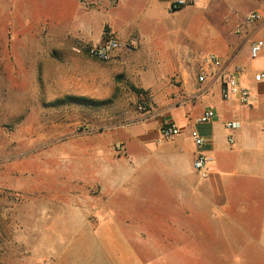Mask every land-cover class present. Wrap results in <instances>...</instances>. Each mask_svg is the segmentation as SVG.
Returning <instances> with one entry per match:
<instances>
[{
    "label": "crops",
    "instance_id": "1",
    "mask_svg": "<svg viewBox=\"0 0 264 264\" xmlns=\"http://www.w3.org/2000/svg\"><path fill=\"white\" fill-rule=\"evenodd\" d=\"M47 1L0 6L10 72L49 75L54 68L66 76L70 69L58 89L83 97L102 69L113 90L123 75L130 92H149H131L129 100L151 109L77 140L70 175L54 171L55 182L46 167L27 179L31 162L11 168L7 195L0 194V264H264V81L254 80L264 72V50L262 67L250 60L251 44L264 45V4L249 12H260L261 20L235 36L240 27L224 26L238 14V0H195L176 12L173 0H52V14ZM104 28L134 43V51L116 52L108 62L90 59L86 47L103 40ZM208 53L228 72L242 69L247 105L221 96L220 76L198 83ZM208 110L213 120L198 123ZM167 122L180 128L171 139L161 134ZM230 122L236 129L226 127ZM194 131L204 140L200 147ZM200 154L212 158L205 180L194 169ZM159 182H166L163 191ZM48 196L67 207L55 213L53 226Z\"/></svg>",
    "mask_w": 264,
    "mask_h": 264
},
{
    "label": "rangeland",
    "instance_id": "2",
    "mask_svg": "<svg viewBox=\"0 0 264 264\" xmlns=\"http://www.w3.org/2000/svg\"><path fill=\"white\" fill-rule=\"evenodd\" d=\"M31 1L43 2V0ZM47 2L48 13L52 14L55 4L52 0ZM238 2L243 3L238 14L231 20L229 18L224 27L235 31L238 26L243 34L249 26L245 22L246 14L252 9H260L264 3L254 0H238ZM7 3L8 0H0V6L5 7ZM1 13L0 9V194L6 196L5 181L8 175L11 174V177L14 175V169L11 168L15 165L24 161L31 162L30 167H26L28 169L25 175L27 179L37 176L38 170L46 167L48 182H55L57 179L52 175L54 171H61L63 176L70 175L73 159L71 151L78 145L77 140L98 131L110 129L109 127H114L116 121L124 122L132 116L131 112L133 114L146 113L151 108L147 104V109L143 110V102L129 100L130 93L133 91L130 92L125 76L116 78L115 81L122 85L113 90L107 78L102 75L104 71L97 68L95 69L96 88L86 92L89 96L83 97L103 101L106 104L96 107L74 104L54 106L53 102L56 100L66 96H75L73 91L58 89L59 78L70 80V69L67 70L66 76L55 74L54 68L49 75L12 74L8 66L12 63L7 49L9 29L6 14L1 16ZM107 32L108 29L104 28L105 36L108 35ZM151 34L158 35L160 31L156 30ZM241 34L238 33L235 36H241ZM124 44L129 46L132 43ZM122 50L131 52L127 48ZM260 58L250 60L254 66L262 67L263 62ZM173 81L171 78L168 82L173 84ZM110 118L112 122H108ZM15 177L21 176L15 175ZM67 181V177L63 179V182ZM159 184L161 185L160 191H163L166 182H159ZM2 201L3 205L7 206L6 199ZM65 205V202L56 201L53 196L47 197L48 226L54 225L56 212L67 210ZM164 205L170 207L165 202ZM165 206L160 204L159 210H169ZM49 237L51 236L48 235ZM48 251H50L49 246Z\"/></svg>",
    "mask_w": 264,
    "mask_h": 264
},
{
    "label": "built area",
    "instance_id": "3",
    "mask_svg": "<svg viewBox=\"0 0 264 264\" xmlns=\"http://www.w3.org/2000/svg\"><path fill=\"white\" fill-rule=\"evenodd\" d=\"M195 0H173L171 4V11H176L179 8H184L190 4H193ZM261 1V0H254ZM262 18L260 12L255 11L249 13L245 17V22L248 25H253L260 21ZM237 33H241V28H238ZM127 48L129 51L135 49V44L126 45L122 43L114 35H106L103 40L97 45H91L86 47V54L90 59L98 62L110 61L116 52L122 51ZM264 50L263 42L254 41L250 46V56L252 60H257L262 56ZM242 74L241 68H235L232 71H226L223 60L214 53H208L201 59V70L197 76L198 83L202 84L206 81L209 75L220 76L223 79L220 93L223 98H230L236 96L242 105H247L250 99V90L243 87L240 82V76ZM255 82L261 83L264 81V72H257L254 76ZM148 105L144 103L142 109L146 110ZM215 117L213 110L206 111L202 116L197 119L200 124L209 123ZM237 124L230 122L227 124L229 130L236 129ZM180 133V128L173 122H167L163 125L161 134L164 139H171ZM192 139L197 147L204 144V140L200 137L197 131L192 133ZM233 143V140H230ZM212 158L200 154L194 161V169L203 180L207 179L210 173V165Z\"/></svg>",
    "mask_w": 264,
    "mask_h": 264
},
{
    "label": "trees",
    "instance_id": "4",
    "mask_svg": "<svg viewBox=\"0 0 264 264\" xmlns=\"http://www.w3.org/2000/svg\"><path fill=\"white\" fill-rule=\"evenodd\" d=\"M183 8V7H182ZM182 8H179L176 11L181 10ZM132 91L137 93L138 95H148L147 91H144L142 89H138L136 87H132ZM66 104H74V105H80V106H87V107H96V106H102L106 104V102L103 101H96L92 99H88L85 97H76V96H66L62 99L56 100L53 102L54 106H62Z\"/></svg>",
    "mask_w": 264,
    "mask_h": 264
}]
</instances>
